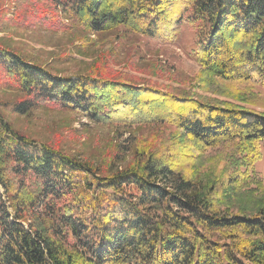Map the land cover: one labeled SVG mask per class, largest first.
<instances>
[{
  "label": "trees",
  "instance_id": "1",
  "mask_svg": "<svg viewBox=\"0 0 264 264\" xmlns=\"http://www.w3.org/2000/svg\"><path fill=\"white\" fill-rule=\"evenodd\" d=\"M8 4H24L49 28L161 44H177L190 27L201 83L264 92V0H0L1 9ZM0 72L27 104L44 101L126 130H172L163 148L141 149L101 175L89 161L15 131L0 112V264H264V185L250 178L264 112L114 76L61 77L7 47ZM222 144L232 150L222 179L181 173ZM227 166L234 171L225 174ZM234 198L241 211L222 213Z\"/></svg>",
  "mask_w": 264,
  "mask_h": 264
},
{
  "label": "rangeland",
  "instance_id": "2",
  "mask_svg": "<svg viewBox=\"0 0 264 264\" xmlns=\"http://www.w3.org/2000/svg\"><path fill=\"white\" fill-rule=\"evenodd\" d=\"M25 9L24 4L0 8V47L11 49L52 74L73 78L93 74L114 76L141 85L159 86L212 104L231 103L264 112V92L258 87L226 81L201 83L204 75L192 56L196 38L190 27L183 26L177 44H161L135 35H94L81 27L49 28V24L37 22L43 21L37 19L43 18L42 15L32 11L35 16L32 21ZM47 10L45 8L43 12L49 13ZM15 12H20L22 17L15 18ZM66 23L69 24V20ZM1 72L0 112L10 127L30 139L51 143L66 154L89 161L101 175L132 163L141 149L154 152L168 144L170 128L126 130L93 122L78 111L50 106L44 101L27 104L23 93L6 86ZM231 152L230 144L208 148L201 154L199 162L195 161L194 165L184 163L183 171H180L195 175L205 183L222 179ZM142 156L145 158L146 154ZM230 171L234 169L227 166L225 174ZM238 171L244 173L242 167ZM250 175L251 179H261L264 185V142L259 144V155ZM253 202L249 203L252 212L256 211ZM241 208V201L234 198L220 209L222 213L230 214Z\"/></svg>",
  "mask_w": 264,
  "mask_h": 264
}]
</instances>
